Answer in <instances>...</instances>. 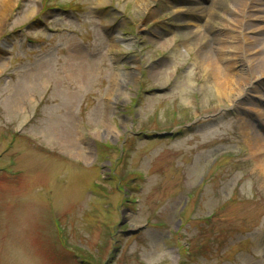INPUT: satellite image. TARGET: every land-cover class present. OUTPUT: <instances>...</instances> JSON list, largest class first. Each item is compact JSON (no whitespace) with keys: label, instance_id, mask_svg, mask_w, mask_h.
Masks as SVG:
<instances>
[{"label":"rangeland","instance_id":"374dc122","mask_svg":"<svg viewBox=\"0 0 264 264\" xmlns=\"http://www.w3.org/2000/svg\"><path fill=\"white\" fill-rule=\"evenodd\" d=\"M211 1L0 0V264H264V0ZM196 24L249 102L215 93Z\"/></svg>","mask_w":264,"mask_h":264},{"label":"bare ground","instance_id":"6f19581e","mask_svg":"<svg viewBox=\"0 0 264 264\" xmlns=\"http://www.w3.org/2000/svg\"><path fill=\"white\" fill-rule=\"evenodd\" d=\"M102 1L107 2V0H102ZM192 1L195 2L196 0H192ZM136 3L139 9H142L146 6L147 0H136ZM217 3H218L217 0H212L207 12L204 10L203 7H201V5L194 3L191 5V8H188L189 10H187V13L198 15V13L203 14V12H206L207 14H214L213 7L217 5ZM247 4L248 3L246 0H238L234 2L233 7L244 9L247 7ZM201 8L203 9L201 10ZM182 22H184L183 19ZM195 26L196 28L194 30L187 32L186 35L192 34L193 40L199 43V46L201 47L200 49H203V51L200 53V57L203 59L202 62L207 68L208 72L211 71L212 73H214L213 84H214L215 93L222 95V97H225L226 99H230V97L232 96H234L235 99L237 97L239 98L240 96H243L244 100H248L249 102L251 99L248 98L249 97V95L247 94L248 90L246 89H249L248 87L252 84V82L248 78L245 79L244 76H241V74L232 72L231 69L233 67L232 64L235 65L238 59L240 58L239 54L237 55V52L233 51V50L238 51L239 47L237 45H232L225 48L224 47L222 48V46H218L217 50H215L212 42L208 40L209 38H207L206 35L203 33V31L198 28L199 25L196 24ZM203 27L207 29L209 28L206 23ZM262 35H264V33L260 34L261 37L259 39H254L253 41H250V44H252L256 40L254 45L259 44L262 46L260 49L256 51L255 56L248 57V61L246 63V65H249V67H251L254 73L257 74L259 73L260 76L264 74V36ZM227 38L222 39L221 37L218 38L216 37V40L214 38H212V40L216 41V43H214L215 45L218 44L219 42L225 41ZM233 39H235V37H233ZM116 48L118 47L115 44L111 45L112 51H114V49L116 50ZM226 52H234V53H232V55H227ZM216 54L218 58L214 57ZM220 61L225 62L223 64V67L221 65L220 66L218 65ZM154 73H156V71H154ZM257 74H255L253 79L256 78ZM114 76L115 79L118 81L115 84L117 88L121 87L129 80L128 78H126V73L121 72L119 70L113 75V79ZM250 89L255 90L254 93L259 95L260 98L262 94L264 95V79H261L255 84L251 85ZM235 103L238 102L234 101V104L232 102L233 105H235ZM254 105H255V111L248 114L249 122L246 124L245 130L247 136L251 140L253 147L254 148L256 147V149H254L256 153L255 156L257 162L259 163V166L264 172V133L262 132V129H258L257 126L255 127L252 124V120H254L255 122V120H259L264 117V109L262 108L263 105H261V103L256 102V104Z\"/></svg>","mask_w":264,"mask_h":264},{"label":"water","instance_id":"95a60500","mask_svg":"<svg viewBox=\"0 0 264 264\" xmlns=\"http://www.w3.org/2000/svg\"><path fill=\"white\" fill-rule=\"evenodd\" d=\"M157 136V135H156ZM159 136H162V135H159ZM124 223V221H121L120 223H119V226H121L122 224ZM135 231H128V232H125V233H128V234H130V233H134Z\"/></svg>","mask_w":264,"mask_h":264}]
</instances>
